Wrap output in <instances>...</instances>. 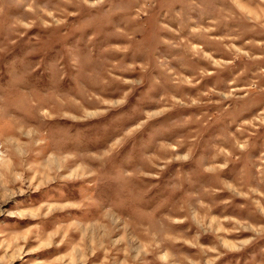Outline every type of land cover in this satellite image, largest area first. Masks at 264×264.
I'll use <instances>...</instances> for the list:
<instances>
[{
	"label": "rangeland",
	"instance_id": "obj_1",
	"mask_svg": "<svg viewBox=\"0 0 264 264\" xmlns=\"http://www.w3.org/2000/svg\"><path fill=\"white\" fill-rule=\"evenodd\" d=\"M0 264H264V0H0Z\"/></svg>",
	"mask_w": 264,
	"mask_h": 264
}]
</instances>
